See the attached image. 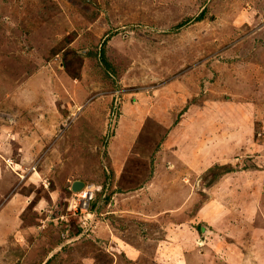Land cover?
Instances as JSON below:
<instances>
[{"label": "rangeland", "instance_id": "obj_1", "mask_svg": "<svg viewBox=\"0 0 264 264\" xmlns=\"http://www.w3.org/2000/svg\"><path fill=\"white\" fill-rule=\"evenodd\" d=\"M0 169V264H264V0H0Z\"/></svg>", "mask_w": 264, "mask_h": 264}, {"label": "built area", "instance_id": "obj_2", "mask_svg": "<svg viewBox=\"0 0 264 264\" xmlns=\"http://www.w3.org/2000/svg\"><path fill=\"white\" fill-rule=\"evenodd\" d=\"M80 195L77 200L81 201V204H83L82 207L74 205V209L77 211V208L83 211L82 209H87L86 207L89 205V203L93 200V190L89 189V187H83V189H80ZM81 197V198H80ZM77 203V202H76Z\"/></svg>", "mask_w": 264, "mask_h": 264}, {"label": "water", "instance_id": "obj_3", "mask_svg": "<svg viewBox=\"0 0 264 264\" xmlns=\"http://www.w3.org/2000/svg\"><path fill=\"white\" fill-rule=\"evenodd\" d=\"M84 187V183L82 181H74L72 184V190L78 191Z\"/></svg>", "mask_w": 264, "mask_h": 264}, {"label": "crops", "instance_id": "obj_4", "mask_svg": "<svg viewBox=\"0 0 264 264\" xmlns=\"http://www.w3.org/2000/svg\"><path fill=\"white\" fill-rule=\"evenodd\" d=\"M2 173H3V171L0 169V176L2 177ZM4 183V182H3ZM3 183H0V187H2V185H3ZM0 192H1V188H0ZM6 204V203H5ZM4 204V205H5ZM13 218V217H12ZM14 219V218H13ZM12 224H15V220H14V222H12ZM126 251V250H125ZM233 264V263H232Z\"/></svg>", "mask_w": 264, "mask_h": 264}]
</instances>
